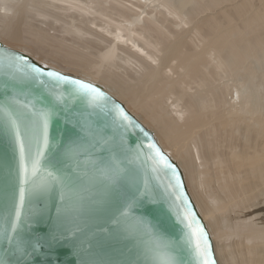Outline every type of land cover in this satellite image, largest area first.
I'll list each match as a JSON object with an SVG mask.
<instances>
[{
    "label": "bare ground",
    "instance_id": "1",
    "mask_svg": "<svg viewBox=\"0 0 264 264\" xmlns=\"http://www.w3.org/2000/svg\"><path fill=\"white\" fill-rule=\"evenodd\" d=\"M195 2L0 0V41L122 101L181 167L218 262L264 264V77Z\"/></svg>",
    "mask_w": 264,
    "mask_h": 264
},
{
    "label": "water",
    "instance_id": "2",
    "mask_svg": "<svg viewBox=\"0 0 264 264\" xmlns=\"http://www.w3.org/2000/svg\"><path fill=\"white\" fill-rule=\"evenodd\" d=\"M21 56L40 73L18 63ZM48 72L67 79L58 81ZM73 80L94 85L104 98L92 102ZM117 107L130 125L121 122ZM0 109V264H196L181 218L184 205L176 199L179 193L207 232L220 264L178 162L102 86L46 66L0 41ZM34 112L48 114V146L35 175ZM9 114L18 118L23 131L27 173ZM149 144L167 158L175 176L154 163Z\"/></svg>",
    "mask_w": 264,
    "mask_h": 264
},
{
    "label": "snow or ice",
    "instance_id": "3",
    "mask_svg": "<svg viewBox=\"0 0 264 264\" xmlns=\"http://www.w3.org/2000/svg\"><path fill=\"white\" fill-rule=\"evenodd\" d=\"M18 63L25 64L27 68L31 69L33 73H40V69L36 68L33 65L27 64L26 58L21 56L17 58ZM47 75L49 77H54L58 81L66 80L67 78L64 76H61L59 73L56 72H48ZM73 85L77 87L78 91H82L85 94H87L92 102H96L100 99L104 98V94L94 85L90 83H85L81 80H73L71 81ZM25 108H28L29 105H25ZM2 110V109H0ZM116 113L118 117L120 118L121 122H127V124H131V121L129 120V117L125 114V112L120 109L116 108ZM34 116L37 117V121L35 122L37 124V128L34 129V139L36 142V153L35 158L32 162V172L35 175L39 164L40 159L44 155V149L48 146V114L47 113H33ZM10 123L14 130L15 138L17 143L19 144L20 149V155H21V162H22V168L25 173H27L28 169L23 164L24 161V155H25V140L23 138V131L21 129L20 124L17 122L18 118L12 116L9 114ZM42 118V123H39V120ZM149 148L154 150V156L152 157L154 163L157 166H163L167 169H171L173 171V175L175 176V169L168 163L167 158L161 153V151L156 148L154 144H149ZM51 176L52 174L49 173ZM178 193L180 188V181L179 178L176 177V184L174 186ZM24 188L22 187L20 190V203L23 204L24 201ZM176 199L181 201V203L184 205V210L182 214V221L185 224V227L187 229V242L191 246L193 252L195 253L196 257V264H216V260L214 259L210 240L208 237L207 232L204 230V227L199 223V221L196 219L195 213L187 206V202L183 198V194L179 193L176 196ZM16 217L19 219L20 217V210L19 207L16 210ZM13 231L15 230L16 225L13 224ZM162 264H175L173 260H166L163 261Z\"/></svg>",
    "mask_w": 264,
    "mask_h": 264
},
{
    "label": "rangeland",
    "instance_id": "4",
    "mask_svg": "<svg viewBox=\"0 0 264 264\" xmlns=\"http://www.w3.org/2000/svg\"><path fill=\"white\" fill-rule=\"evenodd\" d=\"M191 7L200 11L199 17L208 14H217V24L222 26L224 39L232 40L235 31L236 40L244 45H254L253 54L245 51L244 59L250 63L255 75H263L264 61L260 62L257 58L264 52V0H218L210 4V0H197ZM54 32V31H53ZM28 35L33 33L26 32ZM231 36V37H230ZM71 46L73 43L69 41ZM240 76L247 79L246 71L241 70ZM264 89L262 82L253 85Z\"/></svg>",
    "mask_w": 264,
    "mask_h": 264
}]
</instances>
